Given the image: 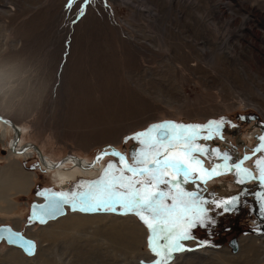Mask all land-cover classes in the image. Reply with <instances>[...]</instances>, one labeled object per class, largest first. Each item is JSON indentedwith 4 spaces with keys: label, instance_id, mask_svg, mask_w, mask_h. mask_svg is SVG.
Here are the masks:
<instances>
[{
    "label": "rangeland",
    "instance_id": "rangeland-1",
    "mask_svg": "<svg viewBox=\"0 0 264 264\" xmlns=\"http://www.w3.org/2000/svg\"><path fill=\"white\" fill-rule=\"evenodd\" d=\"M68 4L69 0H0L1 93L8 94L1 100L0 93V113L17 121L23 131L21 145L37 144L53 162L68 154L92 159L100 149L119 143L133 156L141 145L126 138L155 122L201 125L253 111L262 116L260 123L231 129L227 141L217 146L240 155L257 142L250 133L264 128V114L258 110H264V0H73L71 7ZM8 130L5 141L0 137V225L18 224L25 234L40 235L30 205L44 198L42 192L58 191L56 184L63 182L64 175L57 169L46 171L35 151L13 159L9 151L14 132ZM261 158L264 154L253 159L259 169ZM13 162L19 171L35 174L28 194L13 188L8 171ZM105 162L103 173L96 175L76 170L79 174L71 179L67 194L84 191L110 163L122 167L113 158ZM218 185L222 188L214 197L227 194L232 186L236 203L217 207L212 197L207 214L215 218L190 230L193 239L205 243L183 240L194 249L173 252L167 264H264V232L248 227L264 223V186L249 185L252 189L247 191L236 187L234 178ZM71 209L83 211L77 204ZM93 212L119 222L132 216ZM234 216L244 227L240 243L258 239L254 252L243 242L239 255L227 243H217L233 234ZM131 219L142 227L140 219ZM76 227H50L49 241L42 236L37 260L19 253L14 261L9 257L17 248L3 241L0 264H125L111 232L101 229L102 234L94 224ZM146 231V241L138 249L143 256L133 253L126 264H151L157 259ZM203 249L224 251V258L215 254L201 258L196 251Z\"/></svg>",
    "mask_w": 264,
    "mask_h": 264
},
{
    "label": "snow or ice",
    "instance_id": "snow-or-ice-1",
    "mask_svg": "<svg viewBox=\"0 0 264 264\" xmlns=\"http://www.w3.org/2000/svg\"><path fill=\"white\" fill-rule=\"evenodd\" d=\"M72 2L73 0H69V7ZM223 124L222 118L205 125H184L172 121L151 125L126 138L137 140L141 145L133 152L132 163H129L123 153L113 152V155L119 157V163L123 167L117 168L116 163H110L99 180L87 184L84 191L71 195L85 205L82 208L84 211L99 208L114 211L113 205H120L126 212L137 215L150 232L149 247L157 257L151 264H167L173 252L185 250L181 241L193 239L190 230L210 219L204 208L208 201L203 200L198 192L186 191L182 184L194 179L206 182L213 175L222 174L218 169L231 170L227 164L230 159L227 153H221L219 149L210 150L197 143L200 139L222 138ZM204 131L207 132L206 135H202ZM259 139L261 143L254 153L264 151V136ZM194 154L222 156L225 163L206 169L203 161ZM248 158L245 156V159ZM257 164L261 166L259 178L264 179V158L258 160ZM231 167L237 170L238 175L251 178L250 171L239 164ZM194 173L200 175L194 177ZM243 182V179L239 180V183ZM161 185L165 187L161 188ZM58 195L65 197L67 202L68 194ZM168 200H171L170 204L166 202ZM236 200L234 197L212 203L220 207L222 204L234 205ZM227 210L225 207V211ZM161 240L165 243L161 244Z\"/></svg>",
    "mask_w": 264,
    "mask_h": 264
},
{
    "label": "flooded vegetation",
    "instance_id": "flooded-vegetation-1",
    "mask_svg": "<svg viewBox=\"0 0 264 264\" xmlns=\"http://www.w3.org/2000/svg\"><path fill=\"white\" fill-rule=\"evenodd\" d=\"M250 116H256V119L255 120H251ZM241 117H244V119H241ZM222 118L224 120V124H223V126L221 128L222 138L214 137L213 139H210V140L200 139V140L197 141L198 144L205 145L210 150L211 149H219V147L217 145L227 141V139H228V137L230 135V130L231 129H242V127H244V125H248V124H251V123H255L256 124V123H258L261 120L260 117H259V114H257V113H253V114L237 113L232 118L227 119L226 116H221V117H218V118H215V119L203 121L201 123V125H205L209 121H219ZM165 121H171V120H165ZM165 121H158V122H155L154 124L162 123V122H165ZM177 124H179V123H177ZM206 134H207L206 131L202 132V135H206ZM250 134L254 137L253 139L257 140V142L254 145H248L245 148L244 152L243 151L239 152L240 155H233V153H231L228 149H221L220 150L221 153H227L228 156L230 157V159L227 161V164L229 165L231 170L218 169V171L222 172V174L213 175L210 179H207L206 182L203 181V180H200V179H194V180L190 181L187 184H182V187H184V189L186 191L198 192L200 197L203 200L208 201V203H206L204 205V208L207 210V212H210V205L209 204H211L210 203L211 202L210 201L211 198L215 196V193L217 191H219V192L221 191L220 189L222 187L220 185H218V183L225 182V181H228L231 178H234V181L236 183V187L241 186L242 189L247 190V191L252 189V187L251 188L248 187L249 185L261 184V186H257V185L255 186V187H260V188H262L264 186V179H260L259 178L261 176V169H259V167H255L256 160L253 161V159L257 158L260 154H264V151H256L254 153V150L261 143L259 137L264 136V128L261 131L257 130V133L255 132V133H250ZM213 144H214V146H211ZM104 150H106V151H116V150H118V151L122 152L123 154H125V156L128 157L129 161L132 163L133 156L130 153H128L127 150L120 143L119 144H115V145H110L108 148L100 149L99 151H97L95 153V155H94V157H92V159H87L86 157H84L81 160L84 161V162L85 161L87 162L89 160L88 162L91 163L97 157V155L101 154L102 152H104ZM194 155H197L198 158L203 161V167L206 168V169H212L216 165H223L225 163V161H224L222 156H215V155L209 156V155H202V154H194ZM245 156H247L249 158L245 159ZM108 158H113L115 161H117L119 163V157H117V156H115L113 154L103 155L101 157L100 161L97 163L98 166L96 165L94 170H93V173H95V175L98 174L99 172L103 173L102 171H103V169L105 167V165L103 166V164L106 163L105 161H107ZM236 164H239L242 168L248 169L250 171L251 178H249L246 175H238L237 174V170L234 167H231L232 165H236ZM99 166H100V168H98ZM121 166L123 167V165H121ZM126 174L130 175L129 173H126ZM193 175H194V177H197V176L200 175V173H194ZM240 179H243L244 182L243 183H239ZM68 187L70 188V185H68ZM64 191L67 192L66 189ZM229 191L230 192L227 193L228 195L226 194V191H223V195L220 194V197H217V198L214 197L213 198V199H215L214 201L220 202L219 199L225 198L226 195H227V197L225 199H223L222 201H227V200L233 199V198H231V196L234 195V193H235L234 191H236V189L234 187L230 186ZM229 193H231V194H229ZM75 200L76 201H75L74 204H77L81 208L85 207V205L81 204L76 198H75ZM228 206H230V205H228ZM113 207L115 208L114 211L107 210L105 208H99L97 210H90V211H105V212H113V213H118V214L123 213L126 216L127 215H132V216H135V218L139 219L134 213L126 212V210L123 209L120 205H113ZM235 210H236V208H235ZM207 217L215 218V216H210V215L208 216V214H207ZM233 221H234V224L231 226L232 229H233V234L230 235L229 240H222V241L217 242L219 245L221 243H227L230 246V243L233 240L239 241L238 238L241 236V233L244 230V227H243V225H240L237 222H235L236 221V216H234ZM143 224H142V226H143ZM248 227H249V229H254L256 231L264 232V223H261V225L257 226L256 228H255V226H251L250 227V225ZM190 235L193 237L192 233H190ZM188 240H191V239H188ZM199 242L205 243L204 240H199ZM163 243H165V241L162 240V244ZM203 250H207V249H203ZM203 250H201V251H203ZM229 251L231 252L230 249H229ZM240 251H241V249H240ZM240 251H239V253H240ZM196 252H199V251H196ZM239 253H237V254H239ZM233 255H235V254H233Z\"/></svg>",
    "mask_w": 264,
    "mask_h": 264
},
{
    "label": "bare ground",
    "instance_id": "bare-ground-1",
    "mask_svg": "<svg viewBox=\"0 0 264 264\" xmlns=\"http://www.w3.org/2000/svg\"><path fill=\"white\" fill-rule=\"evenodd\" d=\"M1 85H2V82H1V79H0V93H1V90H4V87L3 86L1 87ZM1 95H2L1 100H2L3 98H6L8 94H5L4 92H2ZM5 101L6 100L4 99L2 102L5 103ZM7 110H9V108ZM258 110L261 111L264 114V110L262 108H259ZM1 116H5V117H8L11 120H13V118H11L9 116H6V114L0 113V117ZM255 119H256V116H255L254 119H251V120H255ZM13 122L20 129V132H21L19 142H18V144L16 146H14V149H15V151L21 152V153L14 152L13 149H12V144L14 143V141L16 139V135H17L16 132H15V129L13 128V126L11 124L5 123V122H3V121L0 120V127L3 128L2 131H0L1 140L2 141H5V139L8 137V131H9L8 128L10 127L12 129V131L14 132V138L12 139V142L13 143H11L10 150L14 154L24 155V154L28 153L29 151H35L36 154L38 155V158L40 159V161L42 163L43 168L46 171L56 170V169L57 170H61V174L64 175L63 176V182H61L62 181V179H61L60 182L56 184L57 186L55 185L58 188V191L59 192L67 193L68 190H69L68 184L71 183V181H72L71 179L73 177H74V180L77 178V176L79 174L78 171L87 172V173L93 172L95 166L97 165V163L101 159V158H99V161L95 164L94 168H91V169H87L89 167V164H90L88 161L87 162L86 161L85 162L82 161L81 159H83V158L80 157V156H78V155H75V154H68V155H70L69 157L65 156L64 158H62L61 160H59L57 162H53V161L49 160L47 158V156H45L46 157V162H45L39 156L38 150L35 149V148H33V147H30L31 142L28 143V144H25V145H21L20 144V141H21L22 136H23V131L16 124L15 120H13ZM127 159H128V157H127ZM60 161H61V165L59 167L50 168V167H53L56 163H58ZM128 161H129V159H128ZM15 165H16V163H15ZM82 165H83V167H82ZM9 170H10L9 172L12 173L11 174L12 176H15V175L17 176V179H18L17 184H18V186H24V185L27 184L28 178H29L30 175H26L25 174L26 172L24 174L21 173L16 168V166H14V165H10ZM73 170H75V171H73ZM76 170H78V171H76ZM25 176L28 177V178H26ZM65 189H67V192L64 191ZM25 192H27V191H25ZM109 217H111V216L86 217V216H82V215L76 214V215L67 216L66 218H63V219H60L59 218V220L57 219L58 221H56L54 223H53V221H51V222L47 223L48 225L46 227H41V226L39 227L40 228V232H41L40 235L33 234L31 232L28 235L30 237L37 238L38 241H39V247H38V250H37L36 255H34L32 257L27 256L25 253H23V251L21 249L15 247L17 249L13 250L14 254L12 253L13 255L11 254L10 257H9V255L8 256L6 255V256L9 257V258H11V259H14V261H16L18 259L15 257V254H19L20 253V254L26 255L27 257H30V259H32V260H34V259L37 260L39 258V256H40L41 251L43 250L42 249V246H43L42 236H44L45 240H48L49 241V237H50V234L51 233L48 230H49L50 227H52L55 224H58V225L61 224V228L63 227V229L68 228V227H75V226H77L76 228H79V227L81 228V227H86L89 224H94V229L96 231H99L100 233H102L101 229H105V234H107L108 232H111L110 239L113 241V244L116 245L115 246L116 247V250H117V252L119 254L122 255L121 258L124 260L123 262H125V264H126V261L128 260V256L129 255H132L133 253H139V255H140V256L138 255L139 257L143 256V253L144 252L141 253L140 250H138V249L141 248L144 245V243L146 241V236L148 235L145 227L142 226L140 228L139 226H137L139 223L137 224L136 221H135V219H131L132 217L131 218H127V219L125 218L122 221L120 220V222H119V220L117 221L116 219H112V218H109ZM132 220H134V221H132ZM36 224H38V223L35 222V225ZM16 226L18 227L17 229H19L18 224H16ZM20 231H22V230H20ZM140 233H142V235ZM108 235H109V233H108ZM257 240L258 239L254 238V237L253 238H247V239H242L241 243L243 242L244 245L245 244L247 245V247L246 246L245 247H246V249L248 251H253L254 250L255 243H257L255 241H257ZM241 243L239 241V245H240L239 246L240 247L239 248V251L241 249L240 253L238 251V252H235V254L236 253H239V254L242 253L243 248H241ZM222 252H224V251H221V252L220 251H216V252H214V251H211V250L207 249V250H203L202 252L200 251L198 253L202 256L201 258H203V257L206 258V256H210L212 254L213 255L215 254L217 256L219 255V258L220 259H223L224 258V255H223ZM94 254H96V253H94ZM229 254H231V253H229ZM186 255H189V254H185L184 256H186ZM136 257H134V258H136ZM150 260H151V258H150ZM128 264H129V262H128Z\"/></svg>",
    "mask_w": 264,
    "mask_h": 264
},
{
    "label": "water",
    "instance_id": "water-1",
    "mask_svg": "<svg viewBox=\"0 0 264 264\" xmlns=\"http://www.w3.org/2000/svg\"><path fill=\"white\" fill-rule=\"evenodd\" d=\"M255 116H250V119H254ZM0 120L9 123L13 126L16 132V139L14 143L12 144V149L14 152V146H16L20 139V129L14 124L13 120H11L8 117L1 116ZM30 147H33L38 150L39 156L43 161L46 162V157L43 154L42 150L37 144H30ZM118 151V150H117ZM117 151H104L102 153L107 152V155L112 154L113 152ZM120 152V151H118ZM21 153V152H17ZM98 154L97 157L93 160L92 163L89 164V167L87 169L94 168L95 164L99 161V158H101L103 155ZM122 153V152H120ZM125 155V154H124ZM70 155H67L69 157ZM66 157V158H67ZM130 163V162H129ZM61 165V161L56 163L53 167L50 168H56ZM83 167V165H82ZM62 192L58 191H50V192H42L41 195L44 196V199L41 202H34L30 206V213L33 221L37 222L39 225H46L47 223L51 221H55L63 216H65L68 213V210L71 208V206L75 203V197H70L68 195L67 202H65V197L59 196ZM67 194V193H64ZM44 206V207H40ZM5 242L9 246L17 247L23 251L27 256H34L37 253L39 242L26 234H24L22 231L17 229L11 224H1L0 225V243ZM230 246L233 250V252L239 251V241L233 240L230 243Z\"/></svg>",
    "mask_w": 264,
    "mask_h": 264
},
{
    "label": "crops",
    "instance_id": "crops-1",
    "mask_svg": "<svg viewBox=\"0 0 264 264\" xmlns=\"http://www.w3.org/2000/svg\"><path fill=\"white\" fill-rule=\"evenodd\" d=\"M17 122V121H16ZM9 153H10V156L11 157H14L13 159H15L16 157H18L17 156V154H14L11 150L9 151ZM17 159V158H16ZM11 165H14V166H16L15 165V162H13ZM20 165V164H19ZM10 167V166H9ZM16 168H17V166H16ZM9 169V168H8ZM18 169V168H17ZM8 171H10V170H8ZM21 173H25V171H20ZM28 173V174H27ZM26 175H30L29 176V178L28 177H26V178H28V182H27V184L26 185H24V186H18V184H17V182H18V179H17V176L15 175V176H12L13 177V188H15V189H18L20 192H23L24 191V194H28L30 191H31V188L33 187V185H34V180H35V174L32 172H26L25 173ZM32 176V177H31ZM15 178V179H14ZM33 179V180H32ZM15 180V181H14ZM32 181V182H31ZM30 184V185H29ZM25 191H27V192H25ZM94 213L95 212H93V211H75V210H73V209H71V210H69L68 211V213L64 216V217H62V218H60V219H63V218H65V217H67L68 215H75V214H79V215H82V216H86V217H96V216H104V215H102V214H99V215H94ZM56 221H58V220H55V221H53V223L54 222H56ZM48 224H46V225H39V227L41 226V227H46ZM15 227V226H14ZM16 228H18L17 226H16ZM34 234V233H33ZM36 234H37V232H36ZM29 235V234H28ZM37 241H38V239L37 238H35ZM39 242V241H38ZM21 251V250H20ZM24 255V254H23ZM6 256V255H5ZM137 263H138V261H137Z\"/></svg>",
    "mask_w": 264,
    "mask_h": 264
},
{
    "label": "built area",
    "instance_id": "built-area-1",
    "mask_svg": "<svg viewBox=\"0 0 264 264\" xmlns=\"http://www.w3.org/2000/svg\"><path fill=\"white\" fill-rule=\"evenodd\" d=\"M253 112H255V113H256L257 111H253ZM257 114H259V112H257ZM259 115H260V114H259ZM260 116H261V115H260ZM261 117H262V116H261ZM263 121H264V118H263Z\"/></svg>",
    "mask_w": 264,
    "mask_h": 264
}]
</instances>
